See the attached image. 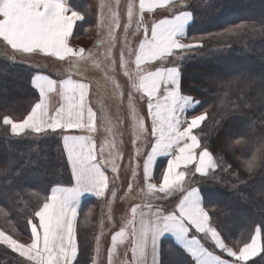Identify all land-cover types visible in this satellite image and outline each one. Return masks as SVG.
Returning a JSON list of instances; mask_svg holds the SVG:
<instances>
[{
    "label": "snow or ice",
    "instance_id": "1",
    "mask_svg": "<svg viewBox=\"0 0 264 264\" xmlns=\"http://www.w3.org/2000/svg\"><path fill=\"white\" fill-rule=\"evenodd\" d=\"M179 4L187 7L185 0H179ZM99 7L97 27L106 29V35L99 41L105 50L97 54L71 44L78 22L85 20V12L78 10L73 0H0V40L15 52L68 61L62 78L36 71L31 85L39 95L31 110L19 121L5 115L2 123L10 125L13 136L28 133L58 137L71 169L67 184L57 182L31 193L34 210L26 217L30 242L22 243L0 230V244L26 258L29 264H84L77 232L81 198L85 194L105 198L109 192L115 198L117 192L110 185L121 178L122 165L118 161L123 152L100 99L101 92L124 97V87L116 79L118 64L129 89L134 148L129 160L131 175L135 179L142 169L143 186L138 193L140 202L131 206L119 230L111 235L107 264H160L161 240L166 235L174 237L191 257L189 264H249L257 259L264 264V220L234 243L228 242L212 224L200 181L195 177L205 179L218 170L227 172L231 165L222 155H214L202 141L203 133L198 130L208 114L205 111L189 115L201 102L182 90L181 64L203 48L205 40L228 38L254 25L240 24L197 37L188 35L196 19L194 12L179 10L177 0H127L123 25L121 0H101ZM158 9H167L171 14L146 20V14ZM121 28L123 36L118 37L117 29ZM130 37L138 43L134 45ZM118 43L117 59L113 50ZM86 65L103 73V83L98 81L95 89L99 115L90 99L92 81L83 78ZM136 94L146 103L144 115L137 107ZM53 96L58 97L55 106ZM146 118L150 119V126ZM101 129L106 135L98 144L96 137ZM235 146L252 153L243 161L247 172H254L264 161V135L237 139L228 145L229 151ZM160 157L166 158V163L161 167L159 182H154ZM232 175L238 178V173ZM127 188L132 191L133 183L128 182ZM169 197L173 199L169 201ZM167 203L173 206L164 207ZM0 216L7 219L8 212L0 208ZM101 235L102 232L95 237L92 264L99 261ZM205 240L214 248L206 247ZM125 244L128 249L124 258L118 260V248Z\"/></svg>",
    "mask_w": 264,
    "mask_h": 264
},
{
    "label": "trees",
    "instance_id": "2",
    "mask_svg": "<svg viewBox=\"0 0 264 264\" xmlns=\"http://www.w3.org/2000/svg\"><path fill=\"white\" fill-rule=\"evenodd\" d=\"M188 2L196 18L189 36L220 33L240 24L254 25L228 38L205 40L198 54H190L181 64L182 90L201 102L193 114L205 111L208 114L198 130L203 133L202 141L214 155H222L231 165L227 172H216H220V179L212 182L213 188L204 187L211 183L207 179L196 177L195 180L200 181L213 225L228 242L234 243L242 234L247 236L254 224L264 220V161L249 173L243 161L252 153L242 151L240 146H235L233 151L228 149L230 143L244 136L264 135V0ZM195 2L199 7L194 10L191 5ZM86 23L92 24L89 18ZM34 70L29 73L6 64L0 66V208L8 212L7 219L0 216V227L17 238L29 234L27 226L25 230L22 226L34 202L31 192L61 183L68 174L58 137L13 136L2 123L5 115L18 120L29 111L36 97L30 83ZM233 172L238 173V178ZM95 203L86 201L82 212L79 240L83 262L88 258L89 227L94 223L88 212ZM82 233H85L84 240L80 237ZM163 257L162 264H189L182 251L171 243L164 246ZM89 262L86 260V264ZM0 264L22 262L0 244ZM249 264L261 262L257 259Z\"/></svg>",
    "mask_w": 264,
    "mask_h": 264
},
{
    "label": "rangeland",
    "instance_id": "3",
    "mask_svg": "<svg viewBox=\"0 0 264 264\" xmlns=\"http://www.w3.org/2000/svg\"><path fill=\"white\" fill-rule=\"evenodd\" d=\"M198 7H199L198 2H195L191 5V8L194 10ZM123 9H124V6L121 5L120 12H121L122 25L123 23L126 22V15L124 12H122ZM97 24L98 22L96 21L94 28H96ZM97 33H98L97 38L93 39L95 40L94 43L90 45V47L87 46L86 49L91 50L94 53L100 54L104 52L105 45L100 44L99 41L105 37L106 29L98 28ZM117 35L118 37L123 36L122 28L117 29ZM130 39H132V42L136 41L134 40V38H130ZM119 47L120 45L118 43L117 47L113 50L114 54L117 56V59H118V54H119ZM195 53L198 54V51H196ZM5 64L8 65L9 67L10 66L14 67L17 70H26L29 73L36 68H45V69L52 70L53 72L59 73L61 72V68H62L61 63L55 64V62H53L51 59H46V58L40 59L39 57L36 58L35 56L27 57L26 55H22V54L17 55L13 51H10V49H7L4 42L0 40V66L5 65ZM63 72H65L64 67H63ZM102 76H103V73L99 69H95L91 67L90 65H86L83 67V77H86L92 81L93 100H94V103H96V105L98 106V109H100V104L95 102V98L97 99V96L95 95V89H96V84L98 81L100 83H103ZM116 79L124 87V91H125L124 97L122 99L119 97H114L109 92L107 94L105 93L106 100L101 97L100 98L103 99L105 111L109 114L112 120V123L115 126L114 131H115V138H116L117 143L120 145V147L121 146L127 147L129 145L128 143L131 142V138H132V134H131L132 130L130 129L131 126L129 127V125H131V120H130V116H128L129 110H128V101H127V92L129 91V89L127 88V77L123 76V72L119 69L118 64H117V71H116ZM139 109L142 114L141 107H139ZM4 132L8 134V130L6 128L4 129ZM47 139H50V138L47 137ZM123 154H124L123 156L124 164L122 165V173L121 174L119 173L121 178L118 179L115 185H112V187L116 186L118 188V192H130L129 189L127 188V184L128 182H132L134 186L133 190L134 189L138 190L141 186L138 185L139 180L137 176L132 181L129 180L128 177H126V174L129 173L128 169L131 168V166L127 164L131 151L129 149L128 150L124 149ZM219 176H220V172L218 174L215 173L214 176H209L205 178L209 180L211 183L206 184L204 187L209 188V186H211L213 188L214 186L212 182L213 183L215 181L218 182L220 179ZM204 190L205 189H203V191ZM128 195L129 194H126V196L119 195L118 199L120 201L117 205L115 202L116 198H113V197L112 199L108 200L105 204H99V202H96L93 208H91V211L88 212V214L90 215V219L94 220V223H92L91 226L89 227L91 242L89 245V252L87 254L88 258H86V260L92 261V257L95 256V252H94V249L96 246L95 237L97 235H100L102 232L99 261L102 262L103 260L102 263L107 264V261L105 262V259L102 257L104 255L103 251L107 247L106 243H107V240H109L110 238L111 232L114 230V222L116 221L115 218L122 214L120 212L121 207L124 206L123 204L124 201H128L127 200V198L129 197ZM109 201L111 202L110 204H109ZM33 206H34V202L30 204V214L34 210ZM109 216H111V219H109ZM117 220H118L117 222L121 221L118 218ZM105 221L107 222L104 224ZM25 226L26 224L22 226V230H25ZM84 236H85V233H82L80 236L81 240H84ZM102 243H103V246H102ZM86 260L84 261V264H86Z\"/></svg>",
    "mask_w": 264,
    "mask_h": 264
},
{
    "label": "crops",
    "instance_id": "4",
    "mask_svg": "<svg viewBox=\"0 0 264 264\" xmlns=\"http://www.w3.org/2000/svg\"><path fill=\"white\" fill-rule=\"evenodd\" d=\"M73 2L77 5V8H78V10H80V11H83V12H85V20L84 21H80V22H78V24H77V28H76V34H75V36H74V38L71 40V44L73 45V46H75V47H83L86 51H87V49H86V47L88 46V47H90V45H92L93 43H94V41L95 40H93V39H95V38H97V35H98V33H97V31H98V27H97V25H96V28H94L95 27V23H96V21L98 22V15H99V13H100V11H101V9H100V7H99V5H100V2H101V0H73ZM126 3H127V0H121V5H123L124 6V9L122 10V12H124L125 13V15H126V7H125V5H126ZM137 3H138V0H137ZM185 4L187 5V7H183V6H181L180 4H179V0H177V8L179 9V10H187V11H191L190 9H189V2H188V0H185ZM174 10H176V9H174ZM171 13L167 10V9H158V10H156V12H154V13H148V14H146V20H148L149 22H150V20L151 19H158V18H163L164 17V15H170ZM86 18H89V21L93 24H91L90 26L89 25H87V23H86ZM188 33H189V31H188ZM140 35H142V33L140 34ZM131 38V37H130ZM93 42H92V41ZM134 40H136L135 38H134ZM92 42V43H91ZM187 42V41H186ZM136 43H138V41L136 40L135 42L133 41V44L135 45ZM4 44H5V46H6V48L7 49H10V51H13L14 53H16L17 55L18 54H22V55H26V54H23V53H19V52H15L13 49H11V47L10 46H8V45H6V43L4 42ZM27 57H32V56H28V55H26ZM33 56H35L36 58H40V59H43V58H46V59H51L53 62H55V64H58V63H61V72H59V73H56V72H53L52 70H49V69H45V68H36L35 70H34V72H33V74L32 75H34L35 74V72L36 71H42L44 74H46V75H50V76H52V78H54V79H56V78H62V75L61 74H63L64 72H63V67H64V69L66 70L67 69V67H68V61H59V60H57L55 57H45L43 54H39V55H33ZM170 66V65H169ZM60 70V69H59ZM32 77V76H31ZM83 78H86V77H83ZM86 79H88V78H86ZM89 80V79H88ZM30 83H31V80H30ZM93 87V86H92ZM31 88L34 90V92H35V94H36V97H35V99H34V101H33V103L36 101V99L38 98V92L32 87V85H31ZM100 97L101 98H103V99H105L106 100V95H105V93L104 92H101V94H100ZM100 98V99H101ZM90 99H91V102H92V106H93V108H94V110H96L97 112H98V115H99V109H98V106L96 105V103H94V100H93V94H91V96H90ZM103 99H101V100H103ZM57 100H58V97H55V96H53V98H52V104L55 106L56 105V102H57ZM135 100H136V103H137V107L139 108V107H141V111H142V114L144 115V114H146V103L144 102V101H141L140 99H139V94H136L135 95ZM95 102H97V99L95 98ZM33 103H32V105H33ZM31 105V106H32ZM31 106H30V109H29V111L31 110ZM196 110V109H195ZM28 111V112H29ZM27 112V113H28ZM27 113L25 114V116L27 115ZM189 115H193V112H189L188 113ZM128 116H130V114L128 115ZM24 118V117H23ZM23 118H21V119H23ZM21 119H18V120H16V121H19V120H21ZM146 123H147V125H149L150 126V119H147L146 118ZM8 126V128L10 129V125H7ZM129 127H130V125H129ZM131 129V128H130ZM10 133H11V130H10ZM28 133H26V134H22V135H20V136H23V135H27ZM132 134V133H131ZM104 137H105V134H104V132H103V130L101 129V131L97 134V137H96V139H97V143L99 144L103 139H104ZM59 139V138H58ZM60 142V141H59ZM129 144V145H128ZM127 145V147H122L121 146V150H122V152H124V149H129L130 151H131V153L134 151V148H133V146H132V144H131V142L130 143H128ZM60 147H61V143H60ZM61 150H62V147H61ZM146 151H147V149L145 148L144 149V152L146 153ZM64 155V154H63ZM123 156H124V154H123ZM64 158H65V160H66V164H67V158H66V155H64ZM142 159H143V157H141V163H142ZM129 160H130V156H129V158H128V162H127V164H129L130 166H132L130 163H129ZM118 163L119 164H121V165H123L124 163H123V158L120 160V161H118ZM133 163H134V161H133ZM166 163V158H164V157H160V158H158V164H157V166H156V170H155V174H154V182H159V175H160V171H161V167H162V165L163 164H165ZM67 167H68V174H67V178L65 179V181H63V182H61L62 184H67L70 180H71V169H70V166L67 164ZM129 170V173L128 174H126V177H128L129 178V180H133V178H132V175H131V168H129L128 169ZM122 173V168H121V171H120V174ZM108 174H109V176L111 177L112 176V173H111V170L109 169V171H108ZM196 177H199V175H197ZM195 177V178H196ZM137 178H138V180H139V182H138V185H140L141 187L143 186V177H142V169L141 170H139L138 171V173H137ZM190 182V181H189ZM110 188H112V185H110ZM115 188V190H116V192H117V196L115 197L116 198V200H115V202H116V205L119 203V199H118V197H119V195H123V196H126V194H129L128 196V198H127V200L128 201H124V206L123 207H121V215L120 216H118V217H116L115 219H116V221L114 222V230L111 232V234L112 233H114V231H118L119 230V227L121 226V223H122V219L121 218H123L124 216H125V214H127V213H129L130 212V208H131V206L133 205V204H135V203H139L140 202V197H139V195H138V193H139V189L138 190H132V191H130V192H118V188L115 186L114 187ZM203 193V192H202ZM110 199H112V196H111V192H109L108 193V195L105 197V198H97V197H95L94 195H92V194H85L82 198H81V204H80V209H79V216H78V223H77V232H78V241L80 242V240H79V230H80V222H81V217H82V212L84 211V205H85V203H86V201H88V200H91V202H99V204H105L108 200H110ZM173 198L172 197H169L168 198V200L169 201H171ZM126 200V199H125ZM121 202H123V201H121ZM164 207H168V208H171L173 205H172V203H167V204H165V205H163ZM206 206V205H205ZM211 216V215H210ZM117 218L119 219V220H121L120 222H117L118 220H117ZM107 221H105L104 222V224L106 223ZM213 224V223H212ZM214 226V225H213ZM29 229V228H28ZM0 230H4V229H2L1 227H0ZM5 231V230H4ZM194 231V230H193ZM6 233H8V234H10V235H12L15 239H18L20 242H22V243H28V242H30V229H29V234L26 236V237H24V238H17L14 234H12V233H10V232H7V231H5ZM111 234H110V238H109V240H107V243H106V245H107V247L105 248V250L103 251L104 252V255L102 256L104 259H105V262L107 261V251H108V248L111 246ZM204 243H205V246L206 247H209L210 249L211 248H214V246L211 244V242L210 241H203ZM172 244V245H174V246H176V248L178 249V250H181L182 251V253L184 254V257H185V259H186V261L187 262H189L190 260H191V257L186 253V251L182 248V246H180L176 241H175V239H174V237H172L171 235H166L164 238H162V240H161V245H160V264H162V260H164V257H163V254H164V246L167 244V245H169V244ZM2 245V244H1ZM4 246V245H3ZM102 246H103V243H102ZM6 247V246H5ZM7 248V247H6ZM10 249V248H9ZM128 249V245L127 244H125V245H121L119 248H118V257H117V259L119 260V259H123L124 258V253H125V251ZM167 249H169L168 247H167ZM11 250V249H10ZM20 260H21V262H22V264H29V262L28 261H26V258H24V257H21L18 253H16V252H14L13 250H11ZM218 253H219V250L217 249L216 250ZM224 256H225V258H228L227 256H226V254H223ZM131 258V252H130V250H128V259H130ZM102 262H103V260H102ZM102 262H98V264H104V263H102ZM88 264H92V261H90Z\"/></svg>",
    "mask_w": 264,
    "mask_h": 264
}]
</instances>
